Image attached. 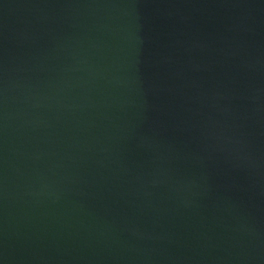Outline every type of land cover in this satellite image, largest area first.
I'll list each match as a JSON object with an SVG mask.
<instances>
[{"label":"water","instance_id":"1","mask_svg":"<svg viewBox=\"0 0 264 264\" xmlns=\"http://www.w3.org/2000/svg\"><path fill=\"white\" fill-rule=\"evenodd\" d=\"M0 264H264V0H0Z\"/></svg>","mask_w":264,"mask_h":264}]
</instances>
